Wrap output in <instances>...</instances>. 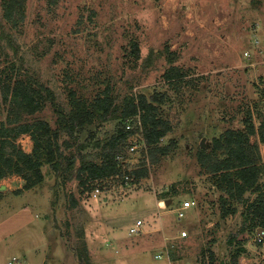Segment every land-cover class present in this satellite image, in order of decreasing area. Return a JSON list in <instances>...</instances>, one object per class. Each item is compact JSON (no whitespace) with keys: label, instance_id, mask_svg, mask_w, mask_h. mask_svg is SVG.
Listing matches in <instances>:
<instances>
[{"label":"rangeland","instance_id":"obj_1","mask_svg":"<svg viewBox=\"0 0 264 264\" xmlns=\"http://www.w3.org/2000/svg\"><path fill=\"white\" fill-rule=\"evenodd\" d=\"M23 8L14 23L0 0V74L15 63L24 78L53 89L66 113L71 91L89 101L107 85L120 100L132 93L162 97L159 115L172 129L160 143L170 147L166 153L148 154L140 136L136 149L128 139L122 142L124 169L147 174H132L129 182L122 174L105 178L95 197L76 178L65 180L64 157L56 158L58 172L43 158L44 179L33 188L17 173L0 179V264H82L80 254L84 264H235L240 245L246 250L236 264H264V240L254 230L229 244L247 203L231 197L220 173L199 156L201 148L212 152L227 129H245L249 112L264 129V0H25ZM134 39L137 58L130 53ZM171 65L186 72L173 83L163 76ZM6 119L3 103L0 122ZM26 119L59 127L51 103ZM122 127L120 119L97 120L74 136L60 129L58 141L65 155L81 144L85 157L101 161ZM251 139L264 163L259 132ZM16 141L32 153L29 134ZM215 156L227 154L221 148ZM168 191L174 194L164 197ZM187 199L197 204L179 219L174 208ZM224 200L237 212L224 216ZM136 218L145 232L129 234ZM183 230L187 235L179 237ZM163 247L169 258L156 260Z\"/></svg>","mask_w":264,"mask_h":264},{"label":"trees","instance_id":"obj_2","mask_svg":"<svg viewBox=\"0 0 264 264\" xmlns=\"http://www.w3.org/2000/svg\"><path fill=\"white\" fill-rule=\"evenodd\" d=\"M25 0H3L5 16L14 23L23 18ZM130 53L135 58L140 55V47L134 39L131 42ZM172 60V59H171ZM173 61V60H172ZM0 74V113L2 104H7V119L0 122V179L9 174L17 173L26 180V188L36 186L44 179L42 171L43 158L51 164L55 171H60L62 163L56 158H65V178H76L83 187L82 191L102 186V180L113 175H137L143 177L146 170L124 169L122 160L119 159V147L127 141L129 136L138 131H128L125 123L128 119L139 117L142 133L147 145L148 154L156 152L166 153L170 147H161L160 143L172 129L171 123L159 115L156 101H162L155 97L149 98L145 93H132L125 95L121 100L110 85L97 92V95L89 101L81 97L76 91H71V110L66 113L57 101L54 90L45 87L31 76L23 77L21 70L15 63L8 65ZM186 75V72L176 65H171L164 72V78L173 83ZM23 77V78H22ZM51 103L58 115L59 127L54 129L44 119L30 121L27 115H33L39 109ZM120 119L123 127L113 135L102 153L101 161L88 159L83 155L81 144L74 152L65 155L59 144L60 129L65 130L70 136H74L76 129L97 120L111 121ZM245 129H227L226 132L215 139L212 152L200 149V160L213 173H220L223 182L227 183L226 191L237 201L246 204L247 210L243 213L241 227L234 235L228 237L229 244H233L237 234L254 230L264 226V183L260 176L264 170V163L260 145L253 142L251 137L259 132L260 141L264 143V129L256 128L251 113L244 119ZM139 133V132H138ZM22 134H29L34 142L32 153L21 149L17 139ZM76 143V141H75ZM100 144V143H99ZM72 142L67 146L72 147ZM224 149L227 157L219 159L215 156L218 149ZM79 161V163H78ZM125 164V163H124ZM125 182V181H124ZM174 190V189H173ZM257 194L253 200L245 197V194ZM171 191L163 193L164 197L171 196ZM73 206L77 205L75 196L70 198ZM223 215L236 213V207H228L226 200L222 205ZM264 240V238H263ZM262 240V241H263ZM245 247L240 245L232 258L233 263L238 262L239 256L245 252ZM80 254V253H79ZM80 261L85 263V258L80 254Z\"/></svg>","mask_w":264,"mask_h":264},{"label":"built area","instance_id":"obj_3","mask_svg":"<svg viewBox=\"0 0 264 264\" xmlns=\"http://www.w3.org/2000/svg\"><path fill=\"white\" fill-rule=\"evenodd\" d=\"M138 120H135L134 118L133 119H128L126 120V123H125V129L128 130V131H134V130H140V132L138 133H133L129 136L128 140L130 141L131 143V148L132 149H136V146L138 144V136L142 137L145 145H146V142L144 140V136L142 133V126H141V121L139 120V117L137 118ZM131 139H136V141L134 140H131ZM119 159H121L119 157ZM129 175H126V181L129 182L127 179H129ZM101 191L100 189V186H96L93 191H92V195L95 196H98V193ZM197 202L196 200H193V199H187V200H184L178 207L174 208V211H176L177 213V216L178 218H182L184 216L187 215V212H189V210L191 208H193L194 206H196ZM144 221L142 219H137L135 221V223L130 227L129 229V234H138V233H142V232H145L144 230ZM187 235V230H183L180 234H179V237H184ZM257 237L260 241L263 240L264 236L262 235H259L257 234ZM167 248L169 247H163L161 249H159L158 252H156L154 254V258L156 260H166L169 258V250H167ZM164 249H166V251H164ZM170 263V259L168 261ZM10 264H12V262H10Z\"/></svg>","mask_w":264,"mask_h":264},{"label":"water","instance_id":"obj_4","mask_svg":"<svg viewBox=\"0 0 264 264\" xmlns=\"http://www.w3.org/2000/svg\"><path fill=\"white\" fill-rule=\"evenodd\" d=\"M202 146H204V139H203V141H202ZM257 234H259V235H262V236H264V226H259L258 228H257Z\"/></svg>","mask_w":264,"mask_h":264},{"label":"crops","instance_id":"obj_5","mask_svg":"<svg viewBox=\"0 0 264 264\" xmlns=\"http://www.w3.org/2000/svg\"><path fill=\"white\" fill-rule=\"evenodd\" d=\"M168 202H170L169 200H168ZM155 210H157V209H155ZM161 213H163V212H161V211H159V215H161ZM138 218V217H137ZM137 218H136V220H137ZM150 230H154V229H150ZM168 241V240H167ZM169 242V241H168ZM155 245H157V244H155ZM156 248H158V245L157 246H155Z\"/></svg>","mask_w":264,"mask_h":264}]
</instances>
